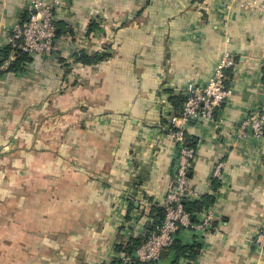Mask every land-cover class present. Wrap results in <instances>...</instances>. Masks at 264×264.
<instances>
[{
    "label": "crops",
    "instance_id": "0c3cea01",
    "mask_svg": "<svg viewBox=\"0 0 264 264\" xmlns=\"http://www.w3.org/2000/svg\"><path fill=\"white\" fill-rule=\"evenodd\" d=\"M31 1L0 0V264H125L117 244L147 234L171 187L164 125L226 53L231 98L186 129L190 187L214 198L195 220L211 208L213 227L178 233L196 258L170 248L158 264H264V136L237 131L264 102V0H63L54 53L12 71L3 52Z\"/></svg>",
    "mask_w": 264,
    "mask_h": 264
},
{
    "label": "built area",
    "instance_id": "2783aa9c",
    "mask_svg": "<svg viewBox=\"0 0 264 264\" xmlns=\"http://www.w3.org/2000/svg\"><path fill=\"white\" fill-rule=\"evenodd\" d=\"M228 1L229 4L255 5V2L250 0ZM62 4L63 0H32L27 18L13 24L9 44L32 55H52L55 51L58 31L55 13ZM11 59H14V56ZM234 65V55L226 53L206 84L193 82L187 84L185 101L180 114L173 115L169 124L164 125V128L179 145L172 171L171 187L162 202L165 215L156 224L147 240L132 255L121 253L118 256L121 262L134 264L136 260H139L158 264L162 258V250L171 248L182 229L193 228L196 231H204L213 227L215 213L211 208L200 212L198 221H194L193 214L183 206V200L187 195L191 199H195L197 195L190 187L189 178V171L197 150L187 144L186 129L191 124L213 119L216 111L231 98L233 89L230 84L226 83L225 72L227 68ZM261 67L264 75V60ZM237 129L238 134L242 137L248 134L254 135L256 138L264 136V102L250 111ZM222 167L223 163L219 162L215 166L214 175L220 176ZM253 243L258 249H264V224L254 237Z\"/></svg>",
    "mask_w": 264,
    "mask_h": 264
},
{
    "label": "trees",
    "instance_id": "16d2710c",
    "mask_svg": "<svg viewBox=\"0 0 264 264\" xmlns=\"http://www.w3.org/2000/svg\"><path fill=\"white\" fill-rule=\"evenodd\" d=\"M204 1V0H201ZM58 34V31H57ZM5 55V59L7 57V60H10L12 56H14V59L10 60V63L8 65V68L12 71H18L24 68L23 66L32 61V54L20 49L19 47L13 46L9 44L6 48V50L3 52ZM105 55L97 53H88L86 51H80L74 54V60L77 62H82L84 64H93L100 62L103 60ZM226 83L229 84V82L226 80ZM181 108V107H180ZM178 108V111L180 110ZM187 144L190 146H194L196 143L193 139H187ZM214 202V198L212 196H205L203 200H196L191 199L189 195H187L183 200V206L184 208L193 214L194 221L196 218V214L202 210L203 208L209 207ZM149 214H151L155 219L153 222V226L149 228L148 232L144 236L132 238L127 243H118L116 246L117 251L119 252H125L128 255H132L133 252L138 249L149 237V235L153 232L155 229L156 224H158L162 218L165 215V209L162 206L158 208H149ZM200 246L198 244H184L181 240L175 239L173 242V245L171 246V249H174L177 256H182L188 254L192 258H196ZM134 264H153V263H145L141 262L139 260H136Z\"/></svg>",
    "mask_w": 264,
    "mask_h": 264
},
{
    "label": "rangeland",
    "instance_id": "374dc122",
    "mask_svg": "<svg viewBox=\"0 0 264 264\" xmlns=\"http://www.w3.org/2000/svg\"><path fill=\"white\" fill-rule=\"evenodd\" d=\"M18 138V137H17ZM17 138H14V140L13 141H9L4 147L5 148H10V147H12V145H13V143L16 141V139ZM39 139V138H38ZM18 141V140H17ZM16 141V142H17ZM39 141V140H38ZM19 142V141H18ZM39 143H41V142H39ZM40 146H41V144H40ZM42 146H43V144H42ZM46 147V146H45Z\"/></svg>",
    "mask_w": 264,
    "mask_h": 264
},
{
    "label": "water",
    "instance_id": "95a60500",
    "mask_svg": "<svg viewBox=\"0 0 264 264\" xmlns=\"http://www.w3.org/2000/svg\"><path fill=\"white\" fill-rule=\"evenodd\" d=\"M166 254H167V250L166 249L162 250L161 255L165 256Z\"/></svg>",
    "mask_w": 264,
    "mask_h": 264
}]
</instances>
